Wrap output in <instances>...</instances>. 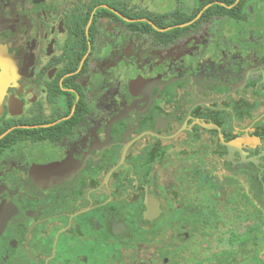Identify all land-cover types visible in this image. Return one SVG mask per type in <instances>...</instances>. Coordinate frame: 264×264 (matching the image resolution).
Masks as SVG:
<instances>
[{
  "label": "flooded vegetation",
  "instance_id": "af4514ba",
  "mask_svg": "<svg viewBox=\"0 0 264 264\" xmlns=\"http://www.w3.org/2000/svg\"><path fill=\"white\" fill-rule=\"evenodd\" d=\"M0 264H264V0H0Z\"/></svg>",
  "mask_w": 264,
  "mask_h": 264
}]
</instances>
